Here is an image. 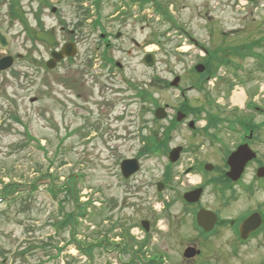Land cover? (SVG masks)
<instances>
[{
    "label": "rangeland",
    "instance_id": "374dc122",
    "mask_svg": "<svg viewBox=\"0 0 264 264\" xmlns=\"http://www.w3.org/2000/svg\"><path fill=\"white\" fill-rule=\"evenodd\" d=\"M93 1L0 0V30L10 38L0 56L15 57L12 68L0 71V264H141L134 259L136 252L147 264H264V230L240 244L229 224L216 226L207 237L194 227L199 204H187L183 195L201 180L212 181L215 172L185 171L192 160H207L204 150L186 152L173 165L169 154L142 153L154 140L170 149L191 144L185 125L172 133L171 142L164 137L177 109L201 115L203 103L213 114L227 113L230 106L243 107L233 101L235 92L253 96L264 107V0H165L173 6L175 21L214 52L205 60L202 49L159 20L151 6L143 21L106 18L108 30L126 36L113 37V46L104 50L91 27ZM102 10L106 17L115 12L107 1ZM77 24L80 36L73 42L78 54L48 70L51 53L70 42L68 30ZM249 48L257 56L242 59ZM147 52L156 58L151 67L143 62ZM230 56L233 63L223 66L222 58ZM201 61L218 73L206 86L200 85L206 72L194 71ZM176 76L181 77L179 87L167 86ZM131 84L145 87L160 106L168 104V117L157 119L156 107ZM192 84L197 88L184 101L178 88ZM261 138L264 152V132ZM205 149L218 154L215 148ZM126 158L141 163L129 179L120 168ZM159 181L168 185L161 192ZM72 183L78 204L63 190ZM258 198L264 200V191ZM221 201L208 184L202 206L233 218L244 208L239 202L225 209ZM73 211L84 215L62 227ZM143 220L152 222L148 233L142 230ZM188 246L201 254L185 257Z\"/></svg>",
    "mask_w": 264,
    "mask_h": 264
},
{
    "label": "flooded vegetation",
    "instance_id": "af4514ba",
    "mask_svg": "<svg viewBox=\"0 0 264 264\" xmlns=\"http://www.w3.org/2000/svg\"><path fill=\"white\" fill-rule=\"evenodd\" d=\"M105 1H107L109 5L113 3V9L115 10V12L110 14L109 17H106L102 10ZM154 3L156 5L159 20H163L164 22L168 23L165 14L172 17L171 19L174 21V23L172 22V24L170 21L168 23V25L174 26L172 30L177 33L179 32L182 36H185L188 41L194 42L195 46H198L202 49L201 54L203 56L201 59L205 60L213 57L214 52L211 48H207L206 46L197 43V39L190 35L184 25H182L180 22L177 23L174 20L173 6L167 4L165 0H94L93 7L95 15L91 20V27L93 30L99 31V42L109 48L113 46L114 43L112 41L114 38L121 39L126 36L124 31L117 30L114 32L113 30H108L104 23L106 18H117L118 21L123 22H127L129 18H135L136 20L143 21L147 18V10L149 5H153ZM54 8L55 10L53 11ZM52 11L56 12L57 8L53 7ZM85 13L86 16H89L91 14V10L86 7ZM37 18L40 19V16H37ZM81 23L82 22H79V24ZM79 24L73 25V29L68 30L73 36L69 41H77L79 38ZM209 31L211 33V29H209ZM131 41L134 44L137 43V40L134 37H131ZM208 77L209 75L204 76L203 80L207 79ZM204 85L206 86V84ZM196 88L197 87H195V84H192L186 88H181L179 89V96L183 97V100L186 101L188 100L187 93H189L191 90H195ZM209 99L210 98L205 100V102L208 104L211 103H209ZM200 106L203 107V113L201 115L193 113L192 111V113L189 116L187 115L182 121L176 120V122H173L174 119H171L170 123L168 124L169 129L173 127L174 132L176 125L177 127L180 125L190 127V122H194L193 127L190 128V138L192 142L188 146H183L179 163L183 161V155L186 152L195 154L200 150H204L207 160L203 158L199 160H192L188 166L189 171L187 170L185 175L190 174L193 171H197L202 175H205L204 171H209L208 168H212L210 172H215L213 178L216 181L220 180L224 183L222 189L219 192V196L222 200V207L225 209L231 208L239 202L240 206L244 207L243 210L240 211L234 218L223 217L222 211L220 209H216L215 212L218 214V222L216 226L220 227L229 224L232 227L236 241L240 244H246L251 239L255 238L256 235H258L264 228V200H260L258 198L259 193L264 191V176H260L259 174V170L264 168V152L260 149V144L262 142L261 135L262 132H264V109L258 103H254V101L250 102L240 110H237L235 106H230L229 111L222 114L207 113L209 111L207 105L202 103ZM167 108H169V106H167ZM179 110L180 109H177L176 112ZM202 120L205 122L202 123ZM242 145L249 146L256 153V157L246 164L241 178L238 181H233L226 174L229 170L227 160L228 156ZM207 146L215 148L218 154H216L214 150L205 149ZM203 182L204 181L201 180V185L198 184L193 186L187 191L202 187ZM200 202L201 201L192 203L191 205L199 204V207H197L198 211L200 208L204 207L200 204ZM254 213H259L261 215L263 223L258 230L252 232L249 235L247 240H243L240 233V224L244 219ZM192 221L195 227L196 225L194 219ZM151 224L152 222L150 223V226ZM150 228L152 229V226ZM198 232L199 235H201L199 230ZM134 259H136V257Z\"/></svg>",
    "mask_w": 264,
    "mask_h": 264
},
{
    "label": "water",
    "instance_id": "95a60500",
    "mask_svg": "<svg viewBox=\"0 0 264 264\" xmlns=\"http://www.w3.org/2000/svg\"><path fill=\"white\" fill-rule=\"evenodd\" d=\"M9 45L8 37L0 31V46L3 48H7ZM77 53V49L74 45V43H66L63 46V49L61 51H55L52 53V59L48 62V66L50 68H54L58 61L62 60L65 56H72ZM13 57L7 56L2 59H0V69H7L13 64ZM156 61V58L152 54H147L144 58V62L148 66H152ZM205 66L203 64H199L197 66V70L202 72L204 71ZM180 81V78L177 77L175 81L172 83L173 85H177ZM156 115L160 118L166 117L167 113L164 108H159L156 112ZM184 114L182 112L179 113L178 120H181L183 118ZM180 155V148L174 149L171 154L170 158L172 161H176L179 158ZM254 156V154L250 151V149L246 147L239 148L236 152H234L229 159V163L231 165V170L228 172V175L233 178L234 180H237L241 173L244 170V166L248 160H250ZM140 168V164L138 159H125L122 162V172L126 178L133 175L135 172H137ZM161 185V184H160ZM202 190L198 189L193 192L187 193L186 198L190 202L198 201L201 196ZM217 220V216L215 213L208 211V210H201L198 214V221L199 224L205 228V230L209 231L213 229L215 223ZM260 224V221L257 217L252 216L251 218H248L241 224V233L242 237H247V235L258 228ZM143 225L146 227V229H149V223L147 221L143 222ZM200 250H197L193 247H189L185 251L186 257H193L196 254H199Z\"/></svg>",
    "mask_w": 264,
    "mask_h": 264
},
{
    "label": "trees",
    "instance_id": "16d2710c",
    "mask_svg": "<svg viewBox=\"0 0 264 264\" xmlns=\"http://www.w3.org/2000/svg\"><path fill=\"white\" fill-rule=\"evenodd\" d=\"M14 8H15V5L11 8L12 10H11V13H12V15H15L16 13H15V11H14ZM16 9V8H15ZM23 23L24 24H26L24 21H23ZM27 29H29V27L27 26ZM42 29H44V28H42ZM41 29V30H42ZM31 31V30H30ZM249 50H251L250 48H249ZM225 58H227V57H225ZM225 58H222L221 60V62H223V61H225ZM206 66H207V70H206V73H208V72H211V71H209V70H211V66H209L208 67V64H206ZM212 73V72H211ZM136 88L139 90V92H140V94H142L143 95V98L144 99H146V100H148V101H150V102H152L153 104L155 103H157L158 102V100H157V98H155L154 97V95L151 93V92H149L145 87L143 88H140V87H138V86H136ZM171 133V129H169V131L166 133V137H168L169 136V134ZM155 137H156V135H155ZM33 139H34V137H33ZM153 140H154V138H153ZM152 149H155V150H162L163 152H167V149H168V147L166 146V144L164 145V143L163 144H161L160 146H158V144H156L155 143V140L153 141V146H151V147H148V148H146V150L144 149V152H147V151H151ZM169 179V178H168ZM32 184V183H31ZM64 189V191L65 192H69L70 194L72 193L73 194V199L76 201V204H78V199H79V196L76 194V193H73V183L70 185V187H63ZM68 189H69V191H68ZM55 190H53V192H54ZM11 194L12 193H5V195L4 196H11ZM78 213H79V215H84L82 212H80V211H78ZM68 215H67V217H66V219L61 223L62 224V227H65L67 224H68V226L70 225V226H73V225H71L70 223H71V220L73 219V218H76V217H78L79 215H77V213L75 212V211H73V212H68L67 213ZM64 224V225H63ZM73 234H75L74 233V231H73Z\"/></svg>",
    "mask_w": 264,
    "mask_h": 264
},
{
    "label": "bare ground",
    "instance_id": "6f19581e",
    "mask_svg": "<svg viewBox=\"0 0 264 264\" xmlns=\"http://www.w3.org/2000/svg\"><path fill=\"white\" fill-rule=\"evenodd\" d=\"M245 98L246 97H244V93L243 92H235L233 101L236 104H243Z\"/></svg>",
    "mask_w": 264,
    "mask_h": 264
}]
</instances>
